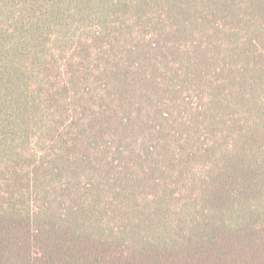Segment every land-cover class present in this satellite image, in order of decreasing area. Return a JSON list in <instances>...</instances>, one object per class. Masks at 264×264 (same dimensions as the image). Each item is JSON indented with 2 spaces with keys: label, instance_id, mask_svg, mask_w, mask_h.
Segmentation results:
<instances>
[{
  "label": "trees",
  "instance_id": "1",
  "mask_svg": "<svg viewBox=\"0 0 264 264\" xmlns=\"http://www.w3.org/2000/svg\"><path fill=\"white\" fill-rule=\"evenodd\" d=\"M0 264H264V0H0Z\"/></svg>",
  "mask_w": 264,
  "mask_h": 264
}]
</instances>
